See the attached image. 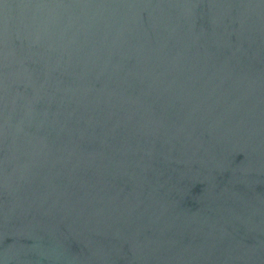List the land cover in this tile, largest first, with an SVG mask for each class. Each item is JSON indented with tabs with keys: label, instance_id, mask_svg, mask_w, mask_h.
I'll list each match as a JSON object with an SVG mask.
<instances>
[{
	"label": "water",
	"instance_id": "obj_1",
	"mask_svg": "<svg viewBox=\"0 0 264 264\" xmlns=\"http://www.w3.org/2000/svg\"><path fill=\"white\" fill-rule=\"evenodd\" d=\"M0 264H264V0H0Z\"/></svg>",
	"mask_w": 264,
	"mask_h": 264
}]
</instances>
